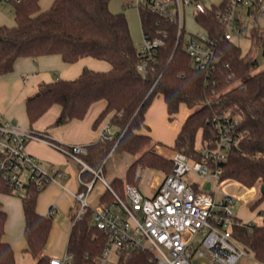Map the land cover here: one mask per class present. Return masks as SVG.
Instances as JSON below:
<instances>
[{
    "label": "trees",
    "instance_id": "1",
    "mask_svg": "<svg viewBox=\"0 0 264 264\" xmlns=\"http://www.w3.org/2000/svg\"><path fill=\"white\" fill-rule=\"evenodd\" d=\"M10 1L16 24L0 26V76L13 71L17 59L25 56L59 54L67 63L90 56L111 64L106 71L85 67L74 79L57 78L41 83L38 91L27 99V114L33 123L58 103L62 107L54 122L58 126L83 118L93 102L105 99L106 107L94 125L111 114L110 124L119 134L112 141L88 145L81 158L93 169H104L112 149V153L127 151L135 155L127 170L128 181L115 178L111 183L118 193H124L126 183L133 184L140 166L155 168L164 174L172 169V157L158 152L160 143L151 138L145 122L153 98L162 94L171 119L181 104L192 109L174 149L193 159L202 157V145H215L217 136L212 123L215 114L227 111L238 117L239 144L230 150L228 160L222 164L221 180H234L246 188L260 186L259 197L252 207L264 201V191H261L264 186V68L257 70L264 25L250 28L248 35L253 45L243 52L233 39L224 37L225 28L216 19V8L198 14L196 20L215 40L220 57L216 70L207 80L203 71L192 66L184 47V35L178 40V26L146 8L139 9L143 34L163 37L165 43L155 48L145 71H141L138 65L142 55L133 39L125 8L113 11L111 0H53L47 10H41V0ZM81 176L89 181L93 172L86 169ZM43 188L28 184L22 196L25 251L33 255L36 264H50L44 251L53 217L37 211ZM13 193L0 180V194ZM111 198L112 194L105 191L100 201ZM90 216L87 209L73 221L67 243V251L73 254L71 264L92 263L106 244V234L94 227ZM7 219L8 213L0 200V264H16L13 246L4 239ZM231 232L256 260L264 263V224L236 223ZM149 256L145 251L126 250L121 253L118 264H148Z\"/></svg>",
    "mask_w": 264,
    "mask_h": 264
},
{
    "label": "built area",
    "instance_id": "2",
    "mask_svg": "<svg viewBox=\"0 0 264 264\" xmlns=\"http://www.w3.org/2000/svg\"><path fill=\"white\" fill-rule=\"evenodd\" d=\"M128 4L146 8L175 23L178 40L184 35V47L192 66L203 71L207 80L220 62L216 42L202 27L201 31L185 36L186 8L189 7L195 17L216 8V19L224 26L226 39H233L234 32L247 35L250 28L261 25L258 20L264 18V0H224L219 6H208L206 0H131ZM247 19H251L252 24ZM143 36L139 47L143 59L138 65L141 71H145L155 48L165 43L160 36ZM260 53L264 56V40L260 42ZM212 123L217 136L215 145H202L200 159L175 151L171 171L162 177L151 196L144 195L136 185L127 184L125 198L108 182L102 167L93 169L81 158L88 150L87 145L52 141L43 133L23 128L15 120L0 114V180L14 192L25 189L28 184L39 189L53 182L64 186L62 181L68 177V172L56 165H45L43 160L30 153L27 149L30 140L46 141L60 149L82 165L81 173L91 170V180L80 177L81 188L75 193L80 207L73 220L89 209L90 222L106 234L104 249L90 264H118L121 253L126 250L148 252V264H193L191 258L195 253L201 258L200 264H237L244 257L252 259L254 264H264L233 237L232 225L241 223L233 210L239 197L220 187L222 164L228 160L230 150L239 144L237 127L240 121L237 116L224 111L215 114ZM115 136L110 123H106L101 140L112 141ZM190 171L202 181L185 179ZM25 172L28 173L26 179ZM140 176V170H136L135 177ZM98 181L112 198L92 205L89 197ZM207 182L209 188H206ZM148 183L154 186L151 176ZM218 194L222 197L218 198ZM58 212L57 207L52 206L47 214L54 217ZM72 260L73 254L69 251L61 258L49 257L50 264H71Z\"/></svg>",
    "mask_w": 264,
    "mask_h": 264
},
{
    "label": "crops",
    "instance_id": "3",
    "mask_svg": "<svg viewBox=\"0 0 264 264\" xmlns=\"http://www.w3.org/2000/svg\"><path fill=\"white\" fill-rule=\"evenodd\" d=\"M85 67L106 71L111 68V64L106 60L90 56L84 57L74 63L65 62L59 54L18 58L15 62L13 71L0 76V114L15 120L23 128L41 132L47 139L61 144H84L88 146L101 141L102 129L106 123H110L111 114H108L97 126L94 125V122L106 107L107 102L105 99L93 102L83 118H74L58 126L54 125L62 109L61 105L58 103L51 105L49 109L33 123L30 122L27 114V99L38 91L41 83L52 82L57 78L74 79L81 74ZM191 111L192 109L188 108L186 104H181L179 112L171 119L163 95L158 94L153 98L145 115V122L149 127V131L147 132L154 141L172 147L175 144V140L183 123ZM111 131L114 134L117 132L113 126H111ZM27 149L30 153L43 160L45 165H56L68 172V177L64 179L66 185L62 186L55 182L50 183L40 191L37 202V211L40 214L47 215L52 206L57 207L59 211L53 217L52 228L44 251V254L48 257L55 256L53 254L50 255L52 241L64 226L68 225L71 230L73 219L80 207L75 193L81 188L80 177L82 165L70 159L60 149L50 145L46 141L30 140L27 144ZM63 166L67 167L64 168ZM164 175L157 177L153 186V192L149 196L155 192L158 183ZM135 181L136 177L134 179V182ZM127 184L130 183H126V185ZM236 184L237 188L238 186L244 187L238 182H236ZM100 185L103 189L100 192L101 197L106 191V188L102 183H100ZM258 189L259 188L256 187H244V191L242 192L244 195L243 197L247 199L249 196L248 192H251L250 195L257 199L260 194ZM92 193L90 197H92ZM231 193L238 195L237 189L231 191ZM100 197L98 202L100 201ZM238 197L240 196L238 195ZM15 198L14 193L0 194V200L8 213L4 239L13 246L15 260L16 257L28 253L30 255H27L26 261L24 260L22 264H36L33 255L25 251L27 241L24 235L25 214L22 197L20 200ZM256 199L249 205L251 210L255 209L252 205ZM90 200L92 203V198H90ZM13 202L16 204L14 212ZM235 215L242 223H250L252 217L244 207L236 212Z\"/></svg>",
    "mask_w": 264,
    "mask_h": 264
},
{
    "label": "rangeland",
    "instance_id": "4",
    "mask_svg": "<svg viewBox=\"0 0 264 264\" xmlns=\"http://www.w3.org/2000/svg\"><path fill=\"white\" fill-rule=\"evenodd\" d=\"M130 0H111L110 2V8L113 11H120L125 6V13L128 17L131 33L133 36V39L135 41L136 46L139 48L144 36H143V30L141 26L140 21V15H139V8L137 6L129 5L127 2ZM224 0H206L207 5L211 6L216 5L219 6L222 4ZM53 0H41L40 6L41 10H47L52 5ZM185 28H186V37L190 34V32L196 33L198 31H201L200 25L196 22V17L190 13L189 7L186 8L185 11ZM248 23L252 24L251 19H247ZM258 22L261 25H264V18H261L258 20ZM16 24L15 15L12 12V3L10 0H0V26L1 25H8L13 26ZM233 41H235L242 49L243 52H247L252 48V38L249 37V35H240L237 32L233 33ZM264 68V56L262 53L259 54L258 57V66L257 70ZM199 138V137H198ZM200 141V139H199ZM158 152L160 154L165 155L166 157H171L173 153L175 152L174 146L170 147L166 144L160 143L157 145ZM135 155L127 152V151H116L110 155H108L106 159V164L104 168V176L108 180L109 183H112L114 178H120L124 182L128 181V173L127 170L132 163V161L135 159ZM66 168L67 166H63ZM97 170V168H95ZM137 170H140L141 176L134 182V184L140 189V191L146 195L149 196L153 192V185L148 183V178L152 177L153 184L156 182L158 176L164 175V172L155 169V168H148V167H142L138 168ZM28 177V173H24V178L26 179ZM185 179H190L191 181H202V178L199 177L195 172L190 171L185 176ZM100 181H98L97 186L94 188L92 193V204L98 203V199L100 197V192L103 190ZM62 184L66 185V181H62ZM221 189H226L227 191H233L237 189V194L240 196L239 199L233 204V210L234 213L238 212L241 208H245L251 215V221L252 224L262 225L264 224V201L255 209L251 210L249 208L250 203H252L256 198L254 196L250 195L247 199L243 197V191L244 187L238 186L234 180H225L220 184ZM256 188H259L258 191H260V186H255ZM25 194V189H20L14 192L15 199H19ZM126 198V193L124 190V193L122 194ZM222 195L218 194V198H221ZM91 201V200H90ZM16 204L13 202V212L15 209ZM76 208V206H75ZM76 211V209H75ZM69 231L70 228L68 225L64 226L59 234L54 238V240L51 243L50 247V255L53 254L57 257H63L67 251V242L69 237ZM27 255L30 254H22L21 256L16 257V264H22L23 261H26ZM201 258L198 257V255L195 253L191 261L193 264H200ZM237 264H254L253 260L244 257L242 258Z\"/></svg>",
    "mask_w": 264,
    "mask_h": 264
},
{
    "label": "water",
    "instance_id": "5",
    "mask_svg": "<svg viewBox=\"0 0 264 264\" xmlns=\"http://www.w3.org/2000/svg\"><path fill=\"white\" fill-rule=\"evenodd\" d=\"M118 134H119V131L116 132V135H118ZM209 187H210V183L207 182V183H206V188H209ZM261 191H262V192L264 191V186L261 187Z\"/></svg>",
    "mask_w": 264,
    "mask_h": 264
}]
</instances>
